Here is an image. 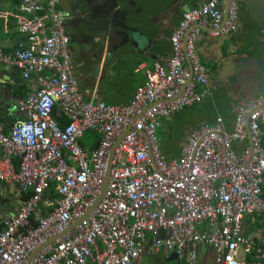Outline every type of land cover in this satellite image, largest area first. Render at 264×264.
Masks as SVG:
<instances>
[{
  "label": "built area",
  "instance_id": "obj_1",
  "mask_svg": "<svg viewBox=\"0 0 264 264\" xmlns=\"http://www.w3.org/2000/svg\"><path fill=\"white\" fill-rule=\"evenodd\" d=\"M58 1L21 0L0 11L24 35L14 51L0 48V62L38 84L20 102L26 117L8 131L0 125V180L28 194L0 218V264H23L36 251L27 264H136L161 247L180 254L199 241L224 264H264V242L242 231L245 215L264 213V93L239 107L232 132L222 116L198 125L174 160L157 135L164 118L211 94L198 37L204 27L212 36L232 34L238 0H229L227 18L225 0L185 11L169 36L171 54L142 64L145 81L121 104L99 99L98 83L80 88ZM247 137L238 150L234 143Z\"/></svg>",
  "mask_w": 264,
  "mask_h": 264
},
{
  "label": "crops",
  "instance_id": "obj_2",
  "mask_svg": "<svg viewBox=\"0 0 264 264\" xmlns=\"http://www.w3.org/2000/svg\"><path fill=\"white\" fill-rule=\"evenodd\" d=\"M124 7L129 11L127 15V19H124L121 22L123 28H126L127 25L132 27H138L145 31L147 34L153 33L151 39L157 40L158 36L161 38L154 42L153 44V52L159 54L160 59L163 60L166 56L171 53L170 50V40L169 36L172 34L173 30L176 28L180 19L185 12L186 7H194L199 5L204 0H185L183 2L179 1L175 4L174 0H122ZM21 0H0V11L1 10H16L20 5ZM125 17V16H124ZM136 18L141 20V23H136ZM127 20V21H126ZM234 36V42L240 44L241 52L239 54L238 50H235V46L232 44L230 40H226L225 42L217 45L215 44H204L201 39H199V54L202 59V62L206 63L209 61L207 70L209 73V79H213L217 75L218 70L222 72L224 71L225 77H221L223 80L230 79L234 83L239 84L241 81L244 86L245 82H243L244 78L241 79L243 74L244 60H247L249 56V49H254L255 45L252 43L250 47L244 49L242 47V41L245 39V36L241 33V29H239ZM156 31V32H155ZM155 32V33H154ZM157 33V34H156ZM203 34L209 33L208 28H202ZM168 38L169 44L166 43ZM24 40V35L19 31L18 26L16 24L15 19L10 18L7 22L0 19V48L6 52H12L16 49L19 41ZM128 42V41H127ZM127 42L123 41L121 45L118 47H123L127 45ZM131 47L134 51V56L131 57ZM227 48H234V52L225 54L224 51ZM130 49V50H129ZM128 47H125V51L121 53V57L112 58L111 63L107 65L108 72L106 76L103 78L114 79V81H109L112 83V87H119L118 91H105L103 86H101V80H98L96 76L93 78H85L81 80L82 88H94L98 83V93L97 96L99 99L104 100L107 103L121 104L128 102L132 96L134 95L135 89L138 85L142 84L145 81V71L143 68L140 69L142 64H146L147 67H150L155 59H152L149 51L145 52H137L132 44H129ZM236 53L238 55H236ZM211 54H216L220 58H224L223 62L219 64L221 65V69L214 71L213 65H216V62L210 59ZM231 59H228L230 58ZM203 58L207 59V62L203 60ZM237 59V66H236ZM125 61V66L120 70V74H117V62ZM234 63V64H233ZM141 64V65H140ZM8 64L0 62V125L4 126V130L8 131L11 125L19 119H23L26 117L24 111L20 108V102L24 99L29 92L34 91L38 88V84L36 82V76L33 74L30 78L26 79L23 76V72L14 66L9 67ZM140 65V66H138ZM138 66V67H137ZM237 68L239 69L237 71ZM102 79V80H103ZM118 83H117V82ZM259 81V80H257ZM211 83V82H209ZM259 83V82H258ZM260 84V83H259ZM118 86V87H117ZM218 88H222L217 86ZM211 89V86L210 88ZM212 91V89H211ZM264 93V86L260 84V89L257 94H244V91L240 92L239 95L232 97L230 102L224 97L219 96L218 99L215 98L214 94L207 95L203 101L196 103L194 105H200L197 108V112L199 113L200 107L204 106L205 113L201 114L200 118L203 121H211L213 123L218 116H222L224 118V126L225 130L228 132H232L235 130L236 118L238 114V109L241 105L245 104L248 100L254 98L255 96ZM207 101V103H204ZM193 106L187 107V109H192ZM182 111V112H184ZM179 113L173 115L171 118L166 117L163 119L162 124L165 121L173 120ZM200 121V122H201ZM201 122V123H202ZM201 123H196L192 129L185 135L186 141L189 133L196 128ZM160 125V126H161ZM263 133H264V124H263ZM87 138L85 140H90L94 138L91 133H86ZM264 136V135H263ZM186 143V142H185ZM250 143V138H246L244 143L235 142L234 145L238 150L241 149L243 144ZM184 149V148H183ZM164 155L166 158H170L171 156H181L183 150L177 152L173 148V143L169 140L163 146ZM263 195H264V183H263ZM23 198L18 193V187L15 184H7L0 180V217L5 214H10L17 212L22 206ZM242 231L243 233L255 240L257 243L264 242V213H254L247 214L243 218L242 222ZM169 231L162 230V235H168ZM203 242L204 241H199ZM197 242V243H199ZM197 243L193 245L196 246ZM155 251L153 255L152 253H145L143 257L138 261V264H224L217 260L216 250L212 245L204 243L203 246H197V251L195 249H191V251L195 252V259L191 261L190 252L189 259L182 257L181 253L172 252V250H168L166 248ZM162 249V250H161ZM160 253V254H157ZM249 262V258H248Z\"/></svg>",
  "mask_w": 264,
  "mask_h": 264
},
{
  "label": "flooded vegetation",
  "instance_id": "obj_3",
  "mask_svg": "<svg viewBox=\"0 0 264 264\" xmlns=\"http://www.w3.org/2000/svg\"><path fill=\"white\" fill-rule=\"evenodd\" d=\"M56 8L60 26L67 38L69 63L75 77L79 80V83L85 78H93L94 76L98 80H102L108 72L107 65L111 63L112 58L120 59L125 47L129 49L131 39L128 40L127 45L118 47L122 44L124 38L111 36L112 31L123 28L121 22L127 19L123 1L59 0ZM160 38L161 36H158L156 39L159 40ZM157 40H154V42ZM166 43L169 44L168 38ZM234 51V48L232 50L227 48L224 53H231L232 56ZM130 53H132L131 57L135 55L132 47ZM225 57L220 58L216 54L210 55L209 58L216 62V65H213L214 71L221 69L219 64L223 62ZM203 60L207 62V59L203 58ZM206 64L210 65L209 61ZM124 66L125 61L117 62V74H120V70ZM216 74L215 76L218 78L220 76L225 77L223 70L222 72L218 70ZM189 263L191 264V262Z\"/></svg>",
  "mask_w": 264,
  "mask_h": 264
},
{
  "label": "rangeland",
  "instance_id": "obj_4",
  "mask_svg": "<svg viewBox=\"0 0 264 264\" xmlns=\"http://www.w3.org/2000/svg\"><path fill=\"white\" fill-rule=\"evenodd\" d=\"M252 6L253 5L249 4L248 1L244 11H240V7L237 3L238 16H241V18L239 16L241 33L243 35H247L242 41V47L244 49H247L250 47V44L253 43L255 45L254 49H249V56L247 57L246 61L244 60V69L241 79L244 78L243 82H245L246 86L243 85L242 81L239 84H236L233 81L231 83H228L226 80L216 77L213 79V82L211 81L210 86L212 89V93L217 99L219 96H224L226 97L225 100L227 99L228 102H230V99H232V97L239 95V93L244 91L246 87H250V83H252L253 77L256 80H259L258 82L264 86V14L254 12ZM134 22L141 23V20L136 18V21ZM128 39L130 40L131 36H128ZM238 70L239 69L237 68V71ZM109 81L112 82L114 81V79L105 78L101 80V86H103V89L106 92L110 90L113 92L118 91L119 87L117 86L118 89L115 87L113 88L112 83H110ZM217 86L224 87L218 88ZM204 103H207V101H204L203 104ZM199 106L200 105H194L192 109H187L186 111L179 113L173 120L165 121L163 125L157 128L159 144L163 153H165L163 150V146L169 140L173 143L174 150H176L177 152H180L181 149L183 150L186 144L185 135L192 129V127L196 123L202 122V118H200V116L201 114L205 113V109L204 106H201L198 113L196 110ZM86 138L87 137L85 136L84 139ZM94 141L95 138H92L88 141V143L91 145L94 143ZM204 243L199 242L194 247L193 243H189L187 247L182 250L181 256L189 259V252L191 251V249H195L197 251V246H203ZM164 248L166 247H163L162 249ZM152 255L153 253L151 254V256Z\"/></svg>",
  "mask_w": 264,
  "mask_h": 264
},
{
  "label": "water",
  "instance_id": "obj_5",
  "mask_svg": "<svg viewBox=\"0 0 264 264\" xmlns=\"http://www.w3.org/2000/svg\"><path fill=\"white\" fill-rule=\"evenodd\" d=\"M179 1L183 2L185 0H174L175 4H177ZM248 1H249V4L253 5L252 9H253L254 12H258L260 14H264V0H238V5L240 7V11H244L245 7L247 6ZM124 9L126 10V16H127L129 11L125 7H124ZM189 9H190V7H186L185 11H187ZM228 9H229V0H225V3H224L225 18H227V16H228ZM239 16L237 18L238 19V28L232 34H230V35H221V36H212L210 33H207V34L200 33L197 43L199 44V42L202 40V42H205L204 44H215V43H217L216 46H218L219 42L222 43V42H225L226 40H230L232 42V44H233V42L235 40L233 34H236L238 31H240L239 29H240L241 25H240V22H239ZM240 18H241V16H240ZM127 20H128V18H127ZM111 34H112L111 36H114V37H116V36L123 37L124 38V42L125 41L127 42L129 40L128 36H131L130 43L132 44L133 48L137 52L149 51L150 52L149 54H150L152 59H159L161 57L159 54H156V53H154L152 51L153 50L154 41H152L150 36H152L153 33L147 34L145 31H143L142 29H140L138 27H132L130 25H127L126 28L116 29L115 31H112ZM199 39H201V40L199 41ZM198 44H197V49H198V52H199ZM235 44L236 45L233 44L235 46V50H238L239 54H240V52H241L240 44L239 43H235ZM229 50H232V48H229ZM236 55H238V54L236 53ZM228 59H231V57L228 58ZM235 64L237 66V59H236V63ZM7 66L12 68V66L9 65V64ZM226 81L228 83L232 82L230 79H227ZM80 88H82L81 85H80ZM259 89H260V85H259L258 81L253 77L252 78V83H250V87L248 86V87L245 88L244 94H247V95L252 94V95H254V94L258 93ZM172 116L173 115L168 116V117L171 118ZM119 140H120V138H118L117 143L115 144L113 150L110 153V158H109L110 162L112 160L114 149L116 148ZM175 158H177V156L176 157L175 156L174 157L171 156L169 158V160H173ZM109 173H110V165H109V168H108V171H107V177H106V180L104 182L101 194L96 199V201L94 203V206L103 198V195H104V193L106 191L107 183H108V180H109ZM76 223L77 222L72 224L71 228H73ZM61 235L62 234H60V236ZM172 252H177V250L174 249V250H172ZM33 255H34V253L31 254V256L28 258V261L33 257Z\"/></svg>",
  "mask_w": 264,
  "mask_h": 264
},
{
  "label": "trees",
  "instance_id": "obj_6",
  "mask_svg": "<svg viewBox=\"0 0 264 264\" xmlns=\"http://www.w3.org/2000/svg\"><path fill=\"white\" fill-rule=\"evenodd\" d=\"M169 45H170V50H171V52H172L171 42H170ZM170 54H171V53H170ZM60 119L63 121L64 118H63V117H60ZM205 122H210V123H211V121H208V120L203 121L202 123H205ZM202 123H201V124H202ZM201 124H200V125H201ZM234 146H235V145H234ZM235 147H236V146H235ZM241 148H242V147H241ZM27 196H28V194H26V195L23 197V199H26Z\"/></svg>",
  "mask_w": 264,
  "mask_h": 264
},
{
  "label": "bare ground",
  "instance_id": "obj_7",
  "mask_svg": "<svg viewBox=\"0 0 264 264\" xmlns=\"http://www.w3.org/2000/svg\"><path fill=\"white\" fill-rule=\"evenodd\" d=\"M43 247H44V246H41V247H40L39 249H37V250L39 251V250H40L41 248H43ZM36 252H37V251H36ZM36 252L34 253V255L36 254ZM34 255H33V256H34ZM30 256H31V255H30ZM30 256H29V257H30ZM29 257H28V258H29ZM28 258H27V260H26L23 264H25L26 262L28 263V262L31 260V259H30V260L28 261ZM27 263H26V264H27Z\"/></svg>",
  "mask_w": 264,
  "mask_h": 264
},
{
  "label": "clouds",
  "instance_id": "obj_8",
  "mask_svg": "<svg viewBox=\"0 0 264 264\" xmlns=\"http://www.w3.org/2000/svg\"><path fill=\"white\" fill-rule=\"evenodd\" d=\"M169 160V158H167ZM176 159V158H175ZM174 160V159H173Z\"/></svg>",
  "mask_w": 264,
  "mask_h": 264
}]
</instances>
